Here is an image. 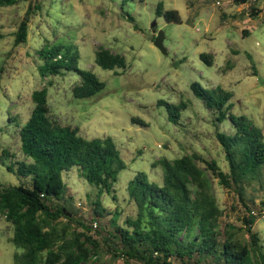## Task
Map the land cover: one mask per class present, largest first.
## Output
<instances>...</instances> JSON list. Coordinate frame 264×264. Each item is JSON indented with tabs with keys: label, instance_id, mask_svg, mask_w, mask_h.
I'll use <instances>...</instances> for the list:
<instances>
[{
	"label": "rangeland",
	"instance_id": "rangeland-1",
	"mask_svg": "<svg viewBox=\"0 0 264 264\" xmlns=\"http://www.w3.org/2000/svg\"><path fill=\"white\" fill-rule=\"evenodd\" d=\"M39 2L41 10L30 17L27 42L19 46L14 45V34L33 0L0 7V152L6 149L14 156L11 160L23 159L17 126L30 116L31 93L46 86L50 112L59 124L77 127L83 138L111 137L116 143L127 168L119 174L117 201L106 197L104 202L108 211L117 206L123 219L133 214L125 191L128 181L138 172H145L150 180L160 182L157 161L163 157L198 153L207 161H216L223 172L228 171L216 133H228L231 124L225 121L216 127L213 111L192 93L191 84L198 83L209 90L219 86L230 92V112L245 115L264 133V0H249L241 5L235 0ZM159 4L163 11L176 10L181 22H168L163 15L158 16ZM154 23L155 31L164 34L165 54L153 44ZM45 42L73 44L80 55L78 68L95 74L104 82V89L91 98L75 99L71 89L79 79L76 72L41 78L37 52ZM98 47L123 55L126 68L108 71L98 67ZM202 54L211 59L202 58ZM159 101L184 104L177 125L168 121L166 107L157 105ZM5 159L0 160V183L19 184L2 165ZM208 175L222 210L220 241L228 224L235 228L242 243L249 244L243 222L247 210L235 192L219 185L211 172ZM65 181L68 195L74 197L79 209L77 217L92 228L86 234L101 244L100 256L92 264L113 261L102 241L106 232H112L109 217L96 219L85 198L94 189L79 179L75 169L65 174ZM249 197L259 204L264 200V189L247 190L246 202ZM252 232L264 255V217L255 220ZM11 236V226L0 216V264H14V255L23 252L8 241ZM115 261L122 263L121 259ZM129 264L142 263L132 260Z\"/></svg>",
	"mask_w": 264,
	"mask_h": 264
},
{
	"label": "trees",
	"instance_id": "trees-1",
	"mask_svg": "<svg viewBox=\"0 0 264 264\" xmlns=\"http://www.w3.org/2000/svg\"><path fill=\"white\" fill-rule=\"evenodd\" d=\"M235 2L241 5L249 0ZM18 3L19 0H0V7ZM40 10L39 0H33L14 34L15 46L27 42L30 17ZM156 14L168 22H181L176 10L163 11L160 4ZM37 56L41 78L77 73L79 79L71 89L75 99L91 98L105 87L95 74L78 68L80 55L73 44L45 42ZM201 57L211 59L203 54ZM95 64L108 71L126 68L124 56L105 47L96 50ZM190 89L206 109L213 111L216 127L225 121L231 124L228 133H216L228 171L223 172L216 161H207L198 153L163 157L157 161L160 182L150 180L145 172H138L128 181L125 191L133 214L123 219L117 206L108 211L104 202L106 197L117 201L119 174L127 168L116 143L111 137L86 139L79 135L77 127L59 124L50 112L48 88L34 90L30 116L17 126L23 159L13 161L14 156L6 149L0 152V160L6 158L2 165L19 180L17 185L0 183V216L12 231L8 241L23 251L14 255V264L96 263L101 244L86 234L92 228L77 217L79 209L74 197L68 195L65 174L73 169L94 189L85 197L92 215L96 219L109 217L112 232H106L102 241L113 261L105 264H129L132 260L142 264H264L258 238L252 232L255 220L264 217V200L259 204L252 201L253 197L245 200L247 190L264 189V133L245 115L230 112V92L219 86L205 89L198 83L191 84ZM157 105H165L168 121L178 124L184 104L159 101ZM208 172L219 185L235 192L247 210L243 222L249 244L242 243L235 228L228 224L220 241L222 210ZM254 256L259 262L251 261Z\"/></svg>",
	"mask_w": 264,
	"mask_h": 264
},
{
	"label": "water",
	"instance_id": "water-1",
	"mask_svg": "<svg viewBox=\"0 0 264 264\" xmlns=\"http://www.w3.org/2000/svg\"><path fill=\"white\" fill-rule=\"evenodd\" d=\"M155 23L152 24L151 29L152 32L155 34V39L153 41L154 46L159 49L162 53H166L164 46H163V40H164V34L162 31H155Z\"/></svg>",
	"mask_w": 264,
	"mask_h": 264
}]
</instances>
